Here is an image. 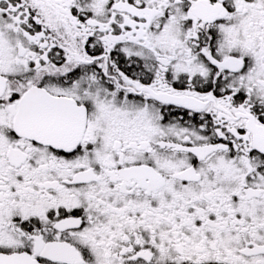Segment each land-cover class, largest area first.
<instances>
[{"label": "snow or ice", "instance_id": "snow-or-ice-1", "mask_svg": "<svg viewBox=\"0 0 264 264\" xmlns=\"http://www.w3.org/2000/svg\"><path fill=\"white\" fill-rule=\"evenodd\" d=\"M0 264H264V0H0Z\"/></svg>", "mask_w": 264, "mask_h": 264}]
</instances>
